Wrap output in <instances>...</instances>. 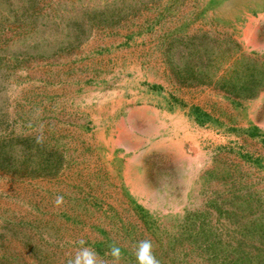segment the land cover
<instances>
[{
  "label": "rangeland",
  "instance_id": "rangeland-1",
  "mask_svg": "<svg viewBox=\"0 0 264 264\" xmlns=\"http://www.w3.org/2000/svg\"><path fill=\"white\" fill-rule=\"evenodd\" d=\"M248 69L264 0H0V264H264V90L216 87Z\"/></svg>",
  "mask_w": 264,
  "mask_h": 264
},
{
  "label": "trees",
  "instance_id": "trees-1",
  "mask_svg": "<svg viewBox=\"0 0 264 264\" xmlns=\"http://www.w3.org/2000/svg\"><path fill=\"white\" fill-rule=\"evenodd\" d=\"M242 58V62H245L247 66L253 67V60L251 58L247 56H243ZM192 77L193 73H189L188 79L194 81ZM197 84L211 86L214 83L211 79H208L197 82ZM216 87L224 92L228 99H232L233 101L253 99L259 92L264 90V72L261 73V78L257 75V73H254L253 69H248V72L246 71L242 75L231 73L230 75L221 78ZM192 111L198 113V110L196 109H193ZM198 115L202 118L201 120L200 118L196 119L198 123L205 121L206 117L204 114L198 113Z\"/></svg>",
  "mask_w": 264,
  "mask_h": 264
},
{
  "label": "clouds",
  "instance_id": "clouds-1",
  "mask_svg": "<svg viewBox=\"0 0 264 264\" xmlns=\"http://www.w3.org/2000/svg\"><path fill=\"white\" fill-rule=\"evenodd\" d=\"M63 203V196H57L55 204L57 206ZM80 250L69 261V264H98L97 253L87 246L84 240L78 241ZM110 255L114 260L119 261L121 251L118 247H111ZM136 264H159V261L153 254V245L151 241L145 240L138 243L135 252Z\"/></svg>",
  "mask_w": 264,
  "mask_h": 264
}]
</instances>
